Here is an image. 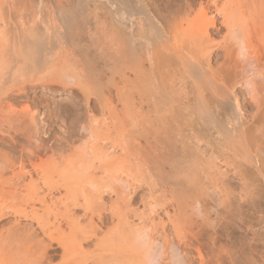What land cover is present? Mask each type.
<instances>
[{
    "label": "bare ground",
    "instance_id": "1",
    "mask_svg": "<svg viewBox=\"0 0 264 264\" xmlns=\"http://www.w3.org/2000/svg\"><path fill=\"white\" fill-rule=\"evenodd\" d=\"M46 2L39 6L51 9L46 22L36 21L37 14L31 18V12L30 19L25 15L28 18L22 22L19 17L24 11L19 10L18 1L0 0V117H7L10 125L5 130L0 125V140L15 147L18 142L12 130L27 132V142L33 143V148L19 151L20 169L11 171L9 178L15 181L9 183L8 190L1 187L0 176V196L24 201L30 212L37 209L36 204L59 202L64 215L62 220L56 216L48 220L12 211L14 220L0 231V237L16 236L24 243L7 246L11 259L29 255V264H49L58 256L60 264H86L79 254L84 252V243L95 239L92 246L99 253L94 264H111L102 239L96 236L99 226L85 229L68 208L67 198H72L74 209H84L79 199L100 201L102 194L110 191V184L88 191L83 183L94 178L99 169L111 180L120 156L103 146L87 145L69 166L55 165L46 172L31 163L47 147L43 139L33 137V130L30 132L31 104L38 106L35 90L39 86L45 90L51 83L71 86L90 111L98 105L116 120L141 118L139 128L130 129L121 119L116 124L110 117L118 140L157 170L163 189L172 195L189 197L194 192L189 190L190 184L207 177L226 183L227 169L222 170L221 163L231 166V177L242 186L244 195L250 184L264 182V0ZM63 48L75 57L88 58V66L93 63L92 68H86L87 74L77 65L73 68L77 60H63V52L61 58ZM93 57L103 58L102 63L91 60ZM71 93L62 94L61 101L71 103ZM110 97L113 102L108 107ZM20 101L23 112L14 107ZM20 117H30L27 128ZM80 130L91 134L83 124ZM50 138L49 134L45 138L48 143ZM22 158L31 164L30 170H24ZM34 173L37 180H33ZM27 177L29 181L23 183ZM119 199L116 194L113 202ZM7 214L0 207V220ZM21 217L33 220L35 226L30 221L21 225ZM113 217L120 243L131 254L133 264H156L145 228L120 210L112 212ZM97 219L102 221L100 213ZM61 221L67 222L69 232L55 238L52 231L60 229ZM171 256L173 264H182L176 249L172 248Z\"/></svg>",
    "mask_w": 264,
    "mask_h": 264
},
{
    "label": "rangeland",
    "instance_id": "2",
    "mask_svg": "<svg viewBox=\"0 0 264 264\" xmlns=\"http://www.w3.org/2000/svg\"><path fill=\"white\" fill-rule=\"evenodd\" d=\"M17 1L21 13L24 11L22 18L19 17V21L24 22L31 12V18L32 15L37 14L36 21L39 19V21L46 22L45 20L48 18L46 14L49 16L47 10L50 11L51 9L48 5L47 7L45 5L46 8L44 6V8L39 7L40 3L42 5L46 0L44 2L42 0ZM35 1L38 2L35 3ZM35 4L38 6L34 8ZM38 7L42 10H39ZM30 16L27 20L30 19ZM16 20L18 21V18ZM65 51H67L65 48L62 51L60 50L59 55H61V58H63L64 53L63 60L68 58L70 62L79 61L78 63L75 61L76 64L73 63V68L74 65L79 66L78 69L81 70L82 68L83 70L82 74H87L86 68H92L93 63L88 66L89 63L86 62L88 58L75 57V55ZM56 52L59 53V50ZM69 57H71V60ZM92 59H97V62L101 60V63L103 61V58L99 57H93ZM74 89L71 86L62 87L51 83L48 85V90L42 89L40 86L35 90V100L38 106H35V102L32 101L34 104H31V110L28 109L31 111L30 114H33L30 132L34 131L32 133L33 137L43 139L45 144L47 143V147L39 157L32 158L31 163L38 165L40 169L46 172L53 169L55 165L59 168L69 166L76 160V153L87 145L103 146L113 155L120 156L117 165H113L111 180L107 172H102L99 169L96 170L94 178L87 179L83 183L88 191L101 189V185L104 186V184H110L113 191L110 189L109 192L103 193L101 200L97 202H83L79 199V203L85 204L84 209H74L71 197L67 198L69 203L66 201L68 208L75 212V216L78 217L80 224L85 229L92 228L94 224L99 226L96 228V236L102 239V245L107 249L106 258L111 260V264H133L131 254L120 243L117 232L119 228L115 225L116 218H111L112 212L119 210L131 222L145 228L144 230L150 242V252L156 254V264H173L172 248L178 252L182 264H264V182L259 181L250 184L248 186L249 193L244 195L241 191L242 186L231 177V166L225 167L221 163L222 170L224 168L228 170L225 174L226 178L228 176V180L224 177L226 183L207 177V179H199L190 184L189 190L191 193L194 192L189 197L186 195L183 197L184 195L181 194L172 195L169 191L163 189L162 181L157 176V170L151 167L148 161H144L129 150L126 143L120 142L115 129L112 127L114 123L117 122L116 124H118V120L121 119L120 122H125L127 127L133 126V129H137L141 118L119 117L118 119L117 117L116 120V117H112L108 110L104 109L103 111L98 105L93 111H90L84 105L85 102H83L82 96ZM69 91L72 92L70 95L73 99L71 103L65 104L61 101L60 96L69 94ZM111 99L113 98L110 97L109 103L107 102L108 107H111ZM19 103L14 104V107L18 108L17 110L20 109L19 112H23L21 109L22 101ZM2 105H5V103ZM4 107L6 108V105ZM110 117L114 119H112L113 121H116L111 122ZM29 118L20 117L22 121L26 120L24 122L26 128ZM6 119L7 117H0V121L2 120L0 125L5 126L4 130L10 126L7 124ZM126 121H130V124ZM82 124L91 131L90 135L80 130ZM10 131L15 136L14 140L18 142L15 147H12L8 140H0V176L3 181L1 187L5 190L9 189L10 182L15 181L9 178L11 177V171L20 169L19 151L22 148H33V143L29 144L27 142V132L20 133V131H17V133H14V131ZM48 134L51 137L49 143L48 139H45ZM48 145H51L49 149ZM122 147L125 152L127 150L126 153L121 150ZM261 156L264 157V154H261ZM24 158H22L24 170H30L31 164ZM213 170L209 169L212 173L217 172ZM37 178L34 173L33 180H37ZM28 179L30 178L27 177L23 183L28 182ZM193 185L194 188H191ZM116 194L120 199L119 202L114 203L113 200ZM54 203L48 206L36 204L37 209L32 213L24 201L0 196V207L8 213L0 220V231H4L6 227L10 226V223L14 220L12 214L14 211L20 214L28 212L30 215H38L36 217H41V219L53 220L56 216L62 220L64 207L61 205L62 203ZM99 213L102 215L101 222L97 219ZM29 221V219L25 220L23 217L19 219L21 225ZM31 223L35 226L33 220ZM59 226L56 224V228H60L59 230L51 227L56 230L52 231L55 238H61L63 233L69 232L70 229L66 221H61ZM124 231L129 236V232L126 229ZM94 241L95 239H91L90 242L84 243V252L79 254L81 261L86 264H94L93 259L99 253V250L94 249L92 246ZM23 243L24 241L18 240L16 236L11 238L1 236L0 264H23V262L29 264L28 260L31 259L29 255H21V259H11L6 252L8 245L19 246ZM60 260L61 258L57 256L50 260L49 264H60Z\"/></svg>",
    "mask_w": 264,
    "mask_h": 264
}]
</instances>
